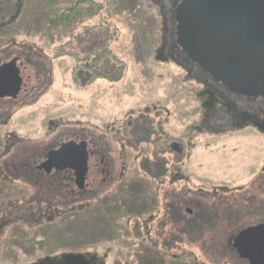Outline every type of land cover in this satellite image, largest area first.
<instances>
[{
  "label": "rangeland",
  "instance_id": "374dc122",
  "mask_svg": "<svg viewBox=\"0 0 264 264\" xmlns=\"http://www.w3.org/2000/svg\"><path fill=\"white\" fill-rule=\"evenodd\" d=\"M17 2L0 0V24L9 22V11H16L13 6ZM64 7L66 4L61 1L24 0L14 25L17 34L8 38L0 35V66L19 55L31 68L29 92L30 83L25 81L27 93L10 107L13 113L9 129H14L20 139L11 152L18 146L27 150L32 147L38 155L61 129H82L96 136L104 132L106 125L124 119L127 113L136 115L140 111L147 112V117L153 116V107L169 110L163 128L171 134L198 124L204 110L203 96L199 95L201 84L187 78L185 71L172 61L157 59L155 49L162 24L153 1L101 0L92 13L76 17L70 24L53 23V13ZM11 42H15L14 46ZM93 47L101 63L107 61L101 72H107L111 66L114 81L100 78L87 86L81 84L78 75L80 82L71 78L72 71L76 73L86 59H93L92 52H85ZM29 99L31 104L23 103ZM2 100L1 97L0 110ZM49 121L56 123L49 125ZM5 138L0 130V155L5 151ZM108 138L107 134L105 139ZM193 138L194 146L181 165L192 183L180 181L178 185L194 188L193 194H181L189 200L190 195L198 196L194 204L200 202L206 207L204 222L192 224L181 234L196 240L164 241L167 231L171 233L170 223L160 230L163 238L156 239L155 227L151 228L155 222L150 219L152 214L161 213V195L156 191V179L142 173L145 169L138 161L130 163V170L126 169L130 174L125 176L124 187L115 180L96 194L85 195L83 202L88 207L82 210H41L45 204L48 206V199L59 204L68 198L56 197L54 191L46 192V187L39 189L31 180L6 174L0 177V264H32L67 253L95 256L97 264H235L230 255L221 256L220 248H227L226 234L228 237L242 223L264 216V184L258 187L262 174L259 172L264 167V135L244 128L196 131ZM106 149L111 154L120 153L117 144ZM140 150V155L147 157L153 151L159 153L149 143L141 145ZM149 161L148 171L162 170L152 159ZM116 171L119 172L118 165ZM198 188H215L216 193L203 197L205 193ZM36 189L41 196L35 195ZM23 191L31 200L25 202L20 195ZM225 218L232 221L224 226L219 221Z\"/></svg>",
  "mask_w": 264,
  "mask_h": 264
},
{
  "label": "flooded vegetation",
  "instance_id": "af4514ba",
  "mask_svg": "<svg viewBox=\"0 0 264 264\" xmlns=\"http://www.w3.org/2000/svg\"><path fill=\"white\" fill-rule=\"evenodd\" d=\"M150 1H153L156 4L157 12L161 18L162 24L159 43L155 49L157 59L160 61H172L185 71L187 78H191L201 84L202 89L200 90L199 95L203 96L201 107L204 110L202 111L198 124L194 123L191 126H186L180 133L171 134L172 132H167L163 128V125L168 120V117L165 116L170 115L169 110L163 107H153V116L147 117V112L141 113L140 111L139 113H136V115L127 113L125 118L118 123L113 122L110 125H106L103 132L105 134L101 133L95 136L90 132L88 135L82 129L74 131L66 127L65 129H61L56 136V139H52L51 142L46 145V148H44L38 155H35V151H33L35 149H32V147L31 150H27L26 147L20 149L18 146L16 147L17 150L15 148V151L11 152L17 142H20V139H18L14 129H9V126L11 125L10 119L13 113V109L10 107L12 104L17 103V101L29 92L31 88V68L29 69L27 65L28 71L30 72V85L27 92L25 89L20 96L13 97L5 94V92H8L5 85L2 84L0 86V92L4 93L2 97V99H4L2 100L3 110H0V119L3 121L0 130L1 132H4L6 137L4 140L5 151L0 155V159L2 160H0V177L3 178L6 174H10L13 176L12 178L15 179H28L39 189L46 187V192L52 190L55 192L56 197L68 198V200L61 201L59 204L48 199L50 201L47 202L48 206L45 204V206L43 205L44 207L41 208L40 206H37L36 203L35 208L38 207L41 208V210L49 212H56L57 209L82 210L83 208L88 207V205L83 202L85 195L91 193L94 195L99 189L112 184L115 180H119L118 184H121L120 186L123 185L124 187V184L126 183L125 176L127 173L130 174L128 170V172H126V169L128 168L130 170L131 167H133L130 163L138 161V163H140L139 166H142L145 169L142 173L150 178L156 179V183L158 184L156 191H160L159 193L161 195V204L158 203V210L161 213L158 212L159 214H152L150 219V221L152 220V223L155 222L152 224L151 228L155 227L156 239L161 240V238H163L164 234H161L160 230L167 223H170L172 225V230L171 233L170 231H167L165 234L167 238H165L164 241L170 242V240H172L173 243H175L176 240L181 239L194 241L196 240L195 237L181 234H185V228H190L192 224L201 223L202 221L204 222L206 216L204 211L206 210V207L200 202L199 204L197 203V205L196 203L194 204V200H196V198L198 199V196L193 197V195H190L192 198L190 197L189 200L181 194V191L191 192L190 194H193L195 193L194 188L178 185L180 181H183L187 185L192 183L190 181V174H185V170L181 169V165L185 164V159H187L186 153H188L194 146L191 142L194 139L193 135L196 131L208 133L211 131H237L244 128H250L264 135V97L239 95L227 91L213 81L186 57L176 42L173 10L179 0ZM96 48L98 47L96 46ZM85 50V52H92L93 59H86L81 68L76 70V73L75 71H72L70 73L71 78L74 81H78V78H76L78 75L81 84H87V86L94 84V82L100 78L114 81L115 76H113L114 74L111 75V66L108 67L107 72H101L100 68L105 67L107 61L105 60L101 63L99 57L95 56L98 51H92L95 50V47ZM13 72L14 75H18L19 70L14 68ZM33 99L36 100L39 98L34 97ZM23 103L31 104V99L24 101ZM55 123L56 122L54 121L48 122L49 125ZM107 134L109 138L106 140L105 138L107 137ZM92 135L94 136L91 137ZM100 135H105V138L101 139ZM85 141L88 143L86 144V151L91 156L92 163L91 176H87L86 179L80 177L77 178L73 169L44 164V161L48 159V153L58 149L63 143L75 142L80 144L85 143ZM147 143L155 145L158 148L159 153L156 155L155 151H153L152 155H149L148 157L146 155H140L141 145H146ZM112 144H115V146L116 144L118 145V150H120L119 155L111 154V152L106 149L107 146L109 148ZM127 147L132 149L133 154L129 149L128 152L126 149ZM149 159H152V162H155L157 166H161L162 170L157 171V173L148 171L149 167H147V165L151 163ZM166 159L168 163L167 166L165 164ZM117 165L119 166V172L116 171ZM260 173L262 174L259 176L258 187L259 185L263 186L262 184H264L263 180L260 181V178H264V167L261 168L259 174ZM37 190L38 189H36L35 195L41 196V192H37ZM198 190L205 193L203 197L209 194L215 195L216 193L215 188H212L211 191L202 188H198ZM19 191L21 192L22 190ZM106 194H108V192H106ZM20 195L25 202L27 199L31 200V196L29 198L25 197L26 191H23ZM168 195H170V198ZM102 202H97V204L101 205ZM38 208L37 210H39ZM256 210H259V208H256ZM153 211H156V209H153ZM227 221L232 220L225 218L223 222L221 220L219 222L221 225L225 226V224H228ZM251 221L252 222L246 224L242 223L241 227L233 231L230 236L227 237V234L224 236V243L227 248L225 250L220 248L221 256L230 255L235 261V264H251L247 258L241 257L237 252V249L233 246L234 237L239 231L249 226L264 223V216L259 215ZM145 227H147V234H149L150 231L146 224ZM213 241L215 242V240ZM216 250L218 249L216 248ZM207 254L208 253H205L204 255L207 256ZM86 257L91 261V264H97L95 256L87 255ZM207 258H209V256ZM40 261L42 260L32 264H37ZM48 264H65V262L61 258H52Z\"/></svg>",
  "mask_w": 264,
  "mask_h": 264
},
{
  "label": "water",
  "instance_id": "95a60500",
  "mask_svg": "<svg viewBox=\"0 0 264 264\" xmlns=\"http://www.w3.org/2000/svg\"><path fill=\"white\" fill-rule=\"evenodd\" d=\"M173 17L176 42L192 63L227 91L264 97V0H179ZM29 77L27 64L19 57L0 66V86L7 87V95L20 96ZM44 164L73 169L77 178L91 176L85 143H63L48 153ZM233 246L251 264H264V223L239 231ZM61 259L65 264H91L81 253H67Z\"/></svg>",
  "mask_w": 264,
  "mask_h": 264
},
{
  "label": "trees",
  "instance_id": "16d2710c",
  "mask_svg": "<svg viewBox=\"0 0 264 264\" xmlns=\"http://www.w3.org/2000/svg\"><path fill=\"white\" fill-rule=\"evenodd\" d=\"M5 1V0H4ZM46 3H53L56 1H61L66 4L63 10L59 12H54L51 20L54 22H60L63 24H70L76 17H81L83 15H88L93 12L101 0H41ZM8 28V30H7ZM16 32L12 23L8 25L0 24V34L1 35H12Z\"/></svg>",
  "mask_w": 264,
  "mask_h": 264
},
{
  "label": "crops",
  "instance_id": "0c3cea01",
  "mask_svg": "<svg viewBox=\"0 0 264 264\" xmlns=\"http://www.w3.org/2000/svg\"><path fill=\"white\" fill-rule=\"evenodd\" d=\"M18 2L15 4L14 3V6L13 7H16V11L14 10V11H9L10 12V14L12 15L11 17H10V19H8V23H12L13 24V26L16 24V22H17V20L19 19V17H20V15H21V12H22V9H23V4H24V0H23V2H21L20 0H17ZM8 3H10V2H8ZM20 4V5H19ZM18 5L20 6V8L18 9ZM8 23H6V24H2V25H8ZM16 29V28H15ZM14 34H17V29H16V32L14 33ZM1 35V34H0ZM4 36H6V35H4ZM7 37V36H6ZM13 37V36H12ZM8 38V37H7ZM12 43V45L14 46V44H15V42H11ZM6 50H9L8 49V47H6L5 48ZM23 60V59H22ZM1 97H3V96H1Z\"/></svg>",
  "mask_w": 264,
  "mask_h": 264
}]
</instances>
